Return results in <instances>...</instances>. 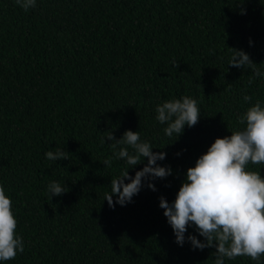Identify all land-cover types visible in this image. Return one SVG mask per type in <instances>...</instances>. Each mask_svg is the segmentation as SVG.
<instances>
[{
	"label": "trees",
	"instance_id": "1",
	"mask_svg": "<svg viewBox=\"0 0 264 264\" xmlns=\"http://www.w3.org/2000/svg\"><path fill=\"white\" fill-rule=\"evenodd\" d=\"M230 48L264 72V0H36L27 12L0 0V185L24 241L0 264H213L215 248L187 241L204 240L194 226L175 242L159 198L172 203L215 139L242 127L257 100L264 106V78L249 84L251 69L228 65ZM183 96L197 100L199 122L169 138L155 109ZM126 130L166 152L157 163L172 175L111 208L105 194L127 165L101 140ZM56 149L68 159L45 157ZM247 170L264 176V165ZM53 181L68 191L50 199Z\"/></svg>",
	"mask_w": 264,
	"mask_h": 264
},
{
	"label": "clouds",
	"instance_id": "2",
	"mask_svg": "<svg viewBox=\"0 0 264 264\" xmlns=\"http://www.w3.org/2000/svg\"><path fill=\"white\" fill-rule=\"evenodd\" d=\"M16 4L27 12L36 7V0H16ZM230 49L232 55L228 65L251 69L249 84L255 78H264V72L249 54ZM243 100L250 103L252 97L244 95ZM155 111L156 120L166 125L163 129L165 135L176 139L182 135L185 126L191 128L199 122L201 113L197 100L189 96L158 104ZM237 124L242 127L230 131L229 136L216 138L207 152L196 160L195 166L187 169L185 180L172 203L163 196L159 198V206L164 209L163 214L173 229L175 242L183 246L185 233L194 226L204 240L202 242L197 235L189 234L187 241L193 249L215 248L213 264H225L226 259L235 260L237 257H249L261 264L264 256V176L260 171L247 170L249 164L264 165V106L261 102L257 100L248 107L237 118ZM106 140L112 142L109 146L114 150L119 146L118 151H114V158L127 165L119 176L111 179V191L104 199L109 207L132 202L144 181H149L147 187L156 191L151 181L172 175L170 166L157 163L166 158V152H154L149 142L141 140L139 131L126 130L119 139L112 131H107L101 143ZM45 157L57 162L68 159V152L56 149L46 152ZM145 159L147 163L143 168L136 171L134 177L130 176L129 169L142 164ZM103 163L111 167L112 159H105ZM67 191L55 181L48 185L50 199ZM16 228L12 201L0 185V261L13 260L18 253L24 252V241L16 234Z\"/></svg>",
	"mask_w": 264,
	"mask_h": 264
}]
</instances>
